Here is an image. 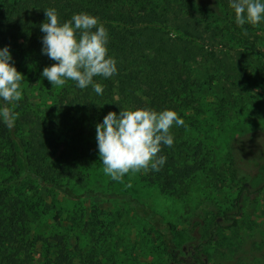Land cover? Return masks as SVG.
Returning <instances> with one entry per match:
<instances>
[{"label":"trees","instance_id":"16d2710c","mask_svg":"<svg viewBox=\"0 0 264 264\" xmlns=\"http://www.w3.org/2000/svg\"><path fill=\"white\" fill-rule=\"evenodd\" d=\"M219 1L0 0V47L9 45L24 77L22 98L9 105L16 114L14 127L0 123V264H33V219L48 215L59 223L46 208L42 190L63 193L75 202L101 197L128 207L150 226L175 263L206 264L196 259L199 244L188 250L196 252L191 260L180 257L174 225L155 208L131 193L92 187L88 180L99 159L96 124L120 108L172 109L184 120L183 126L170 129L173 145L162 146L165 165L159 171L141 170L147 184L181 197L197 175L219 168L214 148L199 133L208 122L218 127L244 107L260 61L246 36L253 25L244 26L245 35L229 6L228 24L214 20L222 9ZM49 8L58 11L62 22L75 13L95 15L108 29L109 54L116 58L118 71L111 78L94 77L103 95L91 86L77 88L71 80L52 86L41 76L53 63L41 52L39 27ZM230 34H238L234 45ZM36 84L43 91L37 97L27 92ZM84 214L72 218L79 234L74 248L66 233L45 238L46 262L125 264L120 252L108 247L114 237L110 213L94 206L82 220Z\"/></svg>","mask_w":264,"mask_h":264},{"label":"rangeland","instance_id":"374dc122","mask_svg":"<svg viewBox=\"0 0 264 264\" xmlns=\"http://www.w3.org/2000/svg\"><path fill=\"white\" fill-rule=\"evenodd\" d=\"M223 1H219L222 9L214 20L226 25L231 19L226 14L228 2ZM263 27V22L255 25L246 35L260 58L257 62L259 73L256 75L260 79L255 80L247 91L244 107L232 112L230 118L218 127H209L208 122L199 133L214 148L218 169L197 175L189 192L181 197L165 194L158 187L147 184L141 171L129 172L120 181H113L104 173L100 159L91 169L90 186L131 193L172 222L181 244L178 251L185 261L196 254L188 250L199 244L201 252L196 259L200 258L206 264H264ZM228 37L234 45L238 34ZM39 87L36 84L27 92L37 97L43 93ZM193 135L196 136V133L193 132ZM57 142L60 144L62 139ZM42 194L46 208L60 221L55 224L48 215L33 219L31 234L37 241L33 264H48L44 240L58 232L68 234L70 245L74 248L79 234L72 218L85 212L82 220L87 219L94 206L110 213L108 217L114 226V237L108 247L119 251L125 264H178L168 251L160 248V240L150 226L128 207L101 197L75 202L56 191L42 190ZM81 242L86 243L83 236ZM75 264H81L79 259Z\"/></svg>","mask_w":264,"mask_h":264},{"label":"clouds","instance_id":"9594fccd","mask_svg":"<svg viewBox=\"0 0 264 264\" xmlns=\"http://www.w3.org/2000/svg\"><path fill=\"white\" fill-rule=\"evenodd\" d=\"M234 12V22L247 34L246 24L264 22V0H228ZM46 20L40 24L41 52L53 63L45 66L41 76L52 86H64L67 81L97 95H103L102 84L94 77L111 78L118 71L117 60L109 54V32L95 15L75 13L66 21L59 19L55 8L45 9ZM23 74L17 70L9 45L0 47V123L9 129L15 125L16 114L9 105L22 98ZM184 120L172 109L151 107L109 111L96 124V146L104 165L103 171L113 181L125 174L159 171L166 163L160 154L162 146L171 147L174 137L170 129L181 127Z\"/></svg>","mask_w":264,"mask_h":264}]
</instances>
